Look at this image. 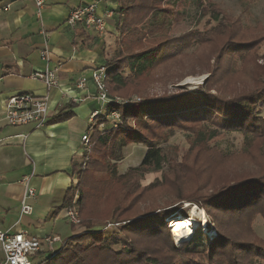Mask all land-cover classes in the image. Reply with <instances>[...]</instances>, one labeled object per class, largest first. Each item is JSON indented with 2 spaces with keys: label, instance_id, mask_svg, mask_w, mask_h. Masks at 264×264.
Segmentation results:
<instances>
[{
  "label": "rangeland",
  "instance_id": "obj_1",
  "mask_svg": "<svg viewBox=\"0 0 264 264\" xmlns=\"http://www.w3.org/2000/svg\"><path fill=\"white\" fill-rule=\"evenodd\" d=\"M148 1L138 0L145 4ZM149 4V10L138 9L122 25L113 20L116 19L113 12L111 18H106L110 32L101 35V46L107 49L106 60L123 58L164 39L186 38L185 49L135 78L139 96L183 97L181 103L187 107V102L205 104L198 97L205 92L228 97L264 86V0H152ZM91 104H96L98 114L106 113L107 104L97 105L93 99ZM261 115L264 117V108ZM88 118L87 115V123ZM202 130H215L217 136L199 143L194 138ZM156 132L161 136L159 147L165 160L160 170L140 169L146 151L143 144L128 143L121 147L116 162L93 152L90 159H83L76 168L84 177L80 189L87 191L80 224L50 216L43 223V233L58 235L65 241L72 230L79 234L88 224L117 233L123 223L113 218L122 220L152 206L169 204L163 218L167 229L162 236L167 239L165 233L169 231L176 246L189 242V247L199 249L198 253L179 254L178 264H235L236 256L241 258L238 264H264V201L240 216H230L212 207L207 213L187 202H182L181 207L174 203L180 190L204 197L216 186L241 175L263 174L264 135L260 132V137L254 134L246 137L239 130L223 127L220 118L209 116L158 128ZM92 161L99 162V167L86 166V162ZM124 173L129 174L121 179L119 176ZM76 195L75 199L79 197L78 191ZM127 204V209H123ZM79 206L75 205L76 210ZM191 211L196 212V223L190 237L179 243L172 224L177 218L189 216ZM15 219L11 217L5 222L12 223ZM217 224L230 239L222 238V246L216 245L214 256H208L209 243L218 238ZM0 227L5 229L6 224ZM127 236L134 238L132 233ZM73 241L68 239L65 246L73 247ZM100 246L87 255V263L113 264L106 260L110 257L107 250L110 244ZM121 246L118 243L113 248L119 250ZM58 248L59 243L55 245ZM43 257L49 258L50 253L40 258Z\"/></svg>",
  "mask_w": 264,
  "mask_h": 264
},
{
  "label": "trees",
  "instance_id": "obj_2",
  "mask_svg": "<svg viewBox=\"0 0 264 264\" xmlns=\"http://www.w3.org/2000/svg\"><path fill=\"white\" fill-rule=\"evenodd\" d=\"M151 1L149 0L145 4L138 0H118L119 8L115 10V22L119 25L125 24L128 17L138 9L149 10ZM185 41V37L170 41L164 39L154 46L130 53L123 58L105 59L103 66L107 68L106 84L109 95L105 104L108 107L105 114H98V109L93 110V112L97 111V115L88 126L91 130L90 148L87 152L85 151L83 159L87 161L90 159V155L96 151L103 158L108 156L113 162H116L120 159L118 150L121 147L128 143H137L146 147L140 169L158 171L162 168L165 160L159 147L161 136L156 130L172 127L178 123L193 120L195 117L220 118L223 127L239 130L246 137H250L252 134L256 138L260 137L261 135L258 136L260 132L264 135V117L261 115V109L264 108V86L228 97L218 93V95H212L205 92L198 96L204 100L205 104L187 102V107L181 103L185 100L183 97L170 99L147 97L145 99L143 96H139L141 93H138L139 86L135 82V78L146 74L150 69L170 60L185 49L187 47ZM68 104L67 106L72 105V103ZM112 112H117L119 116L112 117ZM72 115L71 111L63 109L50 121H65ZM216 136L215 130H202L197 133L194 139L202 143ZM85 164L86 166L87 164L91 165L92 169L99 167V162L92 161ZM107 166H105L106 169H108ZM76 168L77 165L74 168L75 175L78 173ZM83 169L80 168V170ZM128 174L124 173L119 177L122 179ZM83 181L84 177L78 173L76 182L66 190L61 204L55 208L53 214L56 215L64 208L75 207L79 204L77 211L81 217L87 197V191L83 188L80 189ZM76 191L79 192L77 199H75ZM262 201H264V173L241 175L216 186L204 197L200 194L195 195L180 190L179 194L175 196L174 203H178V206L181 207L182 202H187L204 208L207 213L212 207L216 211L225 212L230 216H240L259 206ZM128 205L123 209H127ZM167 206L169 204L152 206L122 220H118L117 217L113 218L115 222L123 223L117 233L104 231L106 228L103 226L97 228V226L88 224L82 232L73 233L53 254L50 253V257L46 258L44 264H88L87 255L105 243L110 244L107 247L110 257L106 260H111L114 262L113 264H131L132 261L142 262V264H178L179 254L183 252L194 254L198 253L199 249L189 247L191 245L189 242L176 246L169 231L165 233L167 239L162 236L161 233L167 229L163 222V218L167 214ZM114 211L116 212L117 209ZM127 211L129 210H125V212ZM258 213L261 214L257 211ZM219 225L217 224L216 227L218 238L209 243L208 256H214L212 252H215L216 245L217 247L222 246V238L230 239V236ZM128 233H132L134 238H128ZM68 239L74 240L73 247L65 246ZM118 243L122 245L121 248L114 250L113 246ZM150 244L152 245L150 246ZM240 259V256H236L235 264H238Z\"/></svg>",
  "mask_w": 264,
  "mask_h": 264
},
{
  "label": "crops",
  "instance_id": "obj_3",
  "mask_svg": "<svg viewBox=\"0 0 264 264\" xmlns=\"http://www.w3.org/2000/svg\"><path fill=\"white\" fill-rule=\"evenodd\" d=\"M88 2H96L99 13L119 8L118 0H43L40 8L34 0H0V225L6 224L2 230L46 234L43 223L50 216L58 218L53 212L76 182L74 168L85 153L81 138L90 125L85 118L97 109L96 104L90 105L91 99L99 102L91 80L85 89L77 88L75 81L81 74L88 75L91 66L104 64L107 49L101 46V35L110 32L108 22L101 35L66 23L72 8ZM45 45L47 58L41 56ZM47 67L58 68V86L49 91V109L73 115L38 128L8 125L3 101L13 93L45 95L43 82L31 75ZM28 185L35 190L28 199L32 213L22 215L21 198ZM11 217L16 219L6 223Z\"/></svg>",
  "mask_w": 264,
  "mask_h": 264
},
{
  "label": "built area",
  "instance_id": "obj_4",
  "mask_svg": "<svg viewBox=\"0 0 264 264\" xmlns=\"http://www.w3.org/2000/svg\"><path fill=\"white\" fill-rule=\"evenodd\" d=\"M34 2L38 8L43 5V0H34ZM112 14L113 12L110 10L99 13L97 3L88 2L72 8L66 18V23L72 27L80 25L84 30L95 31L101 35L106 31V18H111ZM47 55L48 52L45 45L41 51V56L47 58ZM57 69L56 67H47L43 71H36L31 75L34 79L43 82L46 88L45 95L37 96L29 92L13 93L3 101L4 119L8 125L32 124L38 128L46 125L53 117L60 113L61 110H50L48 107L49 91L58 86ZM88 80H91L94 86V98L101 105L106 103L109 96L106 84L107 68L103 65L91 66L89 74H81L75 81V86L85 89ZM96 115L97 111L89 115L90 123H92ZM111 116L118 117L119 114L112 112ZM90 135L91 130L88 127L81 138L86 152L90 148ZM24 181L27 180L25 179ZM34 196V188L29 185L26 186L21 198L20 213L22 215H30L32 213V206L28 203V199ZM56 216L67 219L74 225L80 224L81 221L75 207L64 208ZM64 242L58 235L54 234L39 236L32 235L23 229H0V252L3 254L0 264H44L46 258L40 257L46 252L53 254L56 250L55 245L59 243V246H61Z\"/></svg>",
  "mask_w": 264,
  "mask_h": 264
},
{
  "label": "bare ground",
  "instance_id": "obj_5",
  "mask_svg": "<svg viewBox=\"0 0 264 264\" xmlns=\"http://www.w3.org/2000/svg\"><path fill=\"white\" fill-rule=\"evenodd\" d=\"M195 216L196 212L191 211L189 216L177 218L172 224L174 228V236L178 242L190 237V234L193 231L192 227L196 223L194 218Z\"/></svg>",
  "mask_w": 264,
  "mask_h": 264
},
{
  "label": "water",
  "instance_id": "obj_6",
  "mask_svg": "<svg viewBox=\"0 0 264 264\" xmlns=\"http://www.w3.org/2000/svg\"><path fill=\"white\" fill-rule=\"evenodd\" d=\"M182 242V241H181ZM177 243V242H176ZM180 243V242H179Z\"/></svg>",
  "mask_w": 264,
  "mask_h": 264
}]
</instances>
